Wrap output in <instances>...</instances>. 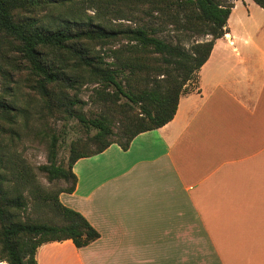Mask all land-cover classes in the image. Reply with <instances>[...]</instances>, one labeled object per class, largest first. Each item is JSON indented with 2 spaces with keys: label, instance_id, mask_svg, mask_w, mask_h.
Instances as JSON below:
<instances>
[{
  "label": "trees",
  "instance_id": "trees-1",
  "mask_svg": "<svg viewBox=\"0 0 264 264\" xmlns=\"http://www.w3.org/2000/svg\"><path fill=\"white\" fill-rule=\"evenodd\" d=\"M253 1L264 9V0ZM234 7L230 0H0V262L37 264L44 244L71 240L81 249L100 238L60 200L75 191L73 166L114 144L127 151L138 135L170 123L185 86L228 33ZM89 85L100 105L90 117L81 99ZM18 87L30 93L22 106ZM74 120L87 136L71 143L65 167L51 124ZM34 121L50 141L38 170L50 183L71 181L69 188L44 191L17 155ZM30 200L61 224L32 218Z\"/></svg>",
  "mask_w": 264,
  "mask_h": 264
},
{
  "label": "crops",
  "instance_id": "crops-1",
  "mask_svg": "<svg viewBox=\"0 0 264 264\" xmlns=\"http://www.w3.org/2000/svg\"><path fill=\"white\" fill-rule=\"evenodd\" d=\"M240 2L170 123L73 166L60 200L100 238L44 244L37 264H264V9Z\"/></svg>",
  "mask_w": 264,
  "mask_h": 264
},
{
  "label": "rangeland",
  "instance_id": "rangeland-1",
  "mask_svg": "<svg viewBox=\"0 0 264 264\" xmlns=\"http://www.w3.org/2000/svg\"><path fill=\"white\" fill-rule=\"evenodd\" d=\"M79 1V0H78ZM236 1L238 0H230V2L236 4ZM77 6L84 8L85 6H88V3L84 4H77ZM66 7H69L68 5ZM247 10L249 8L245 6L244 2H240L237 9L233 12L229 19V26L235 30L239 31L244 26L243 20L247 14ZM252 10V9H250ZM89 15H94V11L92 9H89L88 11ZM97 22H103V20H98ZM117 22V21H116ZM120 22V21H119ZM211 37H207L205 39H200L199 42L210 40ZM190 46V44H187V48ZM196 75L187 83V86H185L183 93L190 92L196 89ZM95 86L89 85L84 86L81 91V99L88 103V105L85 107L84 112L87 114V116H95L100 111V105L94 102V91L93 88ZM16 89L17 95H18V104L22 106V104L25 102V100H28L29 91L23 87H18ZM186 89V91H185ZM51 124V123H50ZM34 128L33 134H31L29 137H25L22 139V141L16 146L17 155H20L21 158L32 168V172L36 176L37 184L41 186V188L48 192V193H57L60 189L69 188L72 183L71 181L65 182H49L46 174L40 172L38 170L39 166L45 165L48 162V154H49V139L42 136L37 135L41 134L46 130V127L44 125H41L39 122H32L31 124ZM52 128L55 130L56 135L59 137L58 142V148H57V159L58 163H62L65 167H67L69 155H70V146L71 143L79 138H85L87 134L83 131L81 126L78 124L77 121H69L64 122L60 121L54 124H51ZM115 125V129H116ZM29 198V197H28ZM30 214L32 218L40 221H46V222H52L56 224H61V219L54 216L53 212L50 211L48 208L41 207L39 210L33 208L34 202L30 200ZM3 262H0V264Z\"/></svg>",
  "mask_w": 264,
  "mask_h": 264
}]
</instances>
